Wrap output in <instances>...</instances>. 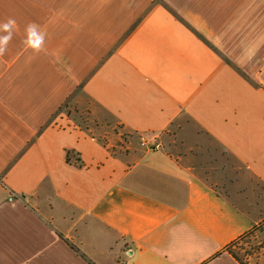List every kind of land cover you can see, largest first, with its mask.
Masks as SVG:
<instances>
[{"label":"crops","instance_id":"0c3cea01","mask_svg":"<svg viewBox=\"0 0 264 264\" xmlns=\"http://www.w3.org/2000/svg\"><path fill=\"white\" fill-rule=\"evenodd\" d=\"M9 17L0 264H241L264 218V0H0Z\"/></svg>","mask_w":264,"mask_h":264},{"label":"rangeland","instance_id":"374dc122","mask_svg":"<svg viewBox=\"0 0 264 264\" xmlns=\"http://www.w3.org/2000/svg\"><path fill=\"white\" fill-rule=\"evenodd\" d=\"M77 114V113H75ZM82 116V115H81ZM78 120L91 128H96L95 123L88 115H84L81 119ZM83 121H86L83 123ZM101 130H103L104 136L107 139L108 145L113 149H118L117 146L122 145L120 142V136L117 133V128L114 125H109L107 123H102ZM239 248L243 250H238L241 259L246 264H255L254 255H258L263 260L261 264H264V218L260 226H258L254 231L242 239L239 243ZM241 244V245H240ZM246 248V249H245ZM238 249V248H237ZM262 250V252H261ZM254 258V259H253Z\"/></svg>","mask_w":264,"mask_h":264},{"label":"clouds","instance_id":"9594fccd","mask_svg":"<svg viewBox=\"0 0 264 264\" xmlns=\"http://www.w3.org/2000/svg\"><path fill=\"white\" fill-rule=\"evenodd\" d=\"M16 30V20L9 17L0 22V56H4L8 51V45L13 39ZM24 39L22 41L24 47L34 55L45 52V41L47 32L42 30L41 26L35 22H29L24 29Z\"/></svg>","mask_w":264,"mask_h":264},{"label":"built area","instance_id":"2783aa9c","mask_svg":"<svg viewBox=\"0 0 264 264\" xmlns=\"http://www.w3.org/2000/svg\"><path fill=\"white\" fill-rule=\"evenodd\" d=\"M140 142H141V146H143V147H147V148H153L154 147V149L160 148L159 144H152L150 142V140L145 136H141Z\"/></svg>","mask_w":264,"mask_h":264},{"label":"trees","instance_id":"16d2710c","mask_svg":"<svg viewBox=\"0 0 264 264\" xmlns=\"http://www.w3.org/2000/svg\"><path fill=\"white\" fill-rule=\"evenodd\" d=\"M65 107V106H64ZM63 107V109H64ZM70 162V161H69ZM76 164H78V161H76ZM229 252L231 253V255L237 259L239 262H241V264H245L244 261L241 259L240 255H237L233 250H229Z\"/></svg>","mask_w":264,"mask_h":264}]
</instances>
